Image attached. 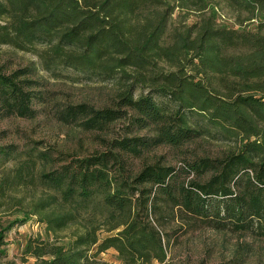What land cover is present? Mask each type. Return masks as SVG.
<instances>
[{"label":"trees","instance_id":"obj_1","mask_svg":"<svg viewBox=\"0 0 264 264\" xmlns=\"http://www.w3.org/2000/svg\"><path fill=\"white\" fill-rule=\"evenodd\" d=\"M224 1L247 13L254 30L218 25L212 15L165 45L173 8L163 0H0V45L33 52L47 72L116 84L110 107L66 105L59 121L91 133L125 120L126 134L148 133L112 139L105 153L85 158L56 160L38 151L18 165L15 184L1 183V198L37 162L44 165L39 183L51 193L33 203L30 215L53 241L28 239L24 258L108 264L98 256L113 249L121 264H166L164 229L175 220L264 239V0ZM33 76L31 68L0 73V119L35 118L42 97ZM198 140L227 148L209 157L184 155L179 168L144 160L132 169L153 150L180 151ZM16 150L0 147V164L16 159ZM82 211L104 218L107 235L99 238L89 219L83 233L60 243L57 233L77 225Z\"/></svg>","mask_w":264,"mask_h":264},{"label":"rangeland","instance_id":"obj_2","mask_svg":"<svg viewBox=\"0 0 264 264\" xmlns=\"http://www.w3.org/2000/svg\"><path fill=\"white\" fill-rule=\"evenodd\" d=\"M163 1L173 8L167 20L163 40L165 45L172 41L174 34L184 33L189 26L212 15L218 25L234 29L242 25L245 29L254 30V21H245L247 13L229 9L224 0H190L186 5L181 3L184 0ZM157 11L163 13L166 7H159ZM146 14L147 12H143L139 15L140 22H144L143 16ZM40 62L33 52H20L7 45H0V73L9 75L16 70L34 69V76L29 79L40 83L41 86L35 87V91L42 97L34 105L37 111L34 119H0V147H17V158L0 164V185L5 180L14 183L18 165L26 161L28 156H35L38 151H48L56 160L62 156L72 159L85 158L94 153H105L107 143L112 139L148 134L145 131L134 135L126 134L125 120H119L105 132L91 133L73 125L63 124L57 117L59 108L79 104H88L98 109L110 107L116 95V84L96 77L84 78L67 70L47 72L43 70ZM226 148L223 143L212 140H198L180 151L161 147L148 153L143 160L133 161L132 169H138L144 160H158L163 166L179 168L184 155L209 157L220 154ZM43 168L44 165L37 162L19 185L9 188L3 197H0V229H6L1 249L4 254L0 256V264H32V257L23 256L28 239L39 237L42 240L49 237V240L53 241V235L46 233L45 225L38 222L37 217L30 215L33 203L51 194L39 183V174ZM89 219L97 227L99 238L107 235L108 225L105 224L104 218L93 211H82L79 223L58 232L57 239L63 244L69 240L72 233H83ZM186 223L175 220L165 226L164 230L169 238V243L166 244V264H264V239L252 234L195 229ZM98 257V260L108 264H121L113 249L101 253Z\"/></svg>","mask_w":264,"mask_h":264}]
</instances>
